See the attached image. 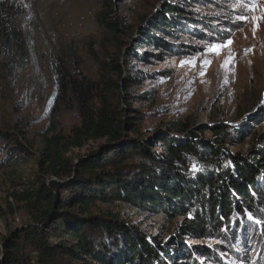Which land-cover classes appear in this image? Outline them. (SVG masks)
<instances>
[{
    "label": "rangeland",
    "instance_id": "374dc122",
    "mask_svg": "<svg viewBox=\"0 0 264 264\" xmlns=\"http://www.w3.org/2000/svg\"><path fill=\"white\" fill-rule=\"evenodd\" d=\"M20 1L25 7L20 24L28 39V60L23 67L13 68L8 57L0 53V131L15 134L27 151H15L11 162L0 167V256L3 237L31 220L30 192L42 181L53 179L45 172L48 163L42 137L58 132L69 135L81 123L77 108L67 109L56 102L55 67L60 56L67 67L95 80L103 76L120 83L123 77L138 79L136 85L122 87L127 110L121 118L128 116L134 123L124 130L129 139L125 148L129 149L134 139L138 143L149 141L154 154H162L160 130L188 124L200 133L211 122L247 130L245 140L230 147L234 152L250 156L264 147V118H259L264 111V0ZM104 5L111 7L108 20L116 26L100 20ZM170 5L181 7L189 13L185 17H192L196 24L186 33L175 29V36L160 32L158 39L169 41L173 49L158 48L151 41L138 49L142 56L137 57L133 49L144 41L153 20ZM221 19H231L232 24H224ZM210 20L217 24V33H212L214 39L202 38L198 35L201 24ZM216 45L224 47L216 52L212 50ZM117 61L125 67L121 77L107 65ZM212 134L208 130L203 133L208 138ZM105 145V139L89 140L82 147L72 148L68 156L77 158L101 151L108 162L115 160L123 167L119 172L130 176L139 172L134 171L133 165L139 161L134 151L131 157L121 158L112 149L102 150ZM60 197H68L67 191ZM70 210L81 215L78 208ZM90 215L117 219L164 241L175 235L182 221L124 202H94L82 217ZM254 222L246 223L251 226ZM255 225L251 233L240 229V239L234 242L194 236L184 239L190 244L221 245L217 248L219 255L203 257V264H264V231L259 223Z\"/></svg>",
    "mask_w": 264,
    "mask_h": 264
},
{
    "label": "trees",
    "instance_id": "16d2710c",
    "mask_svg": "<svg viewBox=\"0 0 264 264\" xmlns=\"http://www.w3.org/2000/svg\"><path fill=\"white\" fill-rule=\"evenodd\" d=\"M104 6L100 20L116 26L108 20L111 7ZM24 11L20 0H0V53L8 57L13 68L23 67L28 60V39L20 24ZM184 14L189 13L174 5L162 10L145 32V42L133 49L135 55L141 57L138 49L151 41L158 48L173 49L169 41H160L157 35L168 32L175 36V29L186 33L196 20ZM221 21L232 24L231 19ZM216 25L212 20L204 22L198 35L214 39ZM62 59L58 57L55 67L56 102L67 109L77 108L81 123L69 135L58 132L42 137L48 163L45 172L53 179L42 181L30 192L31 220L3 237L0 264H77V260L82 264H185L188 260L200 264L203 257L218 256L221 245L190 244L185 236L234 242L240 239V229L251 233L258 226L255 222L264 231V147L250 156L230 148L245 140L248 132L244 127L211 122L198 133L188 124L178 129L172 125L158 132L165 153L154 154L149 141L138 143L135 139L129 149L125 148L129 139L124 130L134 123L128 116L121 118L127 110L122 87L136 85L138 79L123 77L120 83L103 76L95 80L67 67ZM107 65L122 76L125 67L121 62ZM259 118H264V111ZM205 129L213 133L212 137L203 135ZM97 139L107 142L102 150L112 149L121 158L134 151L139 160L138 166L133 165L134 171L139 172L131 176L119 172L123 167L115 160L108 162L101 151L68 156L72 148ZM32 142L29 146L33 147ZM0 144V167L11 162L15 151H27L8 130L0 131ZM65 191L68 197H60ZM97 201L124 202L182 221L175 235L164 241L117 219L83 218ZM70 208H78L81 215ZM248 220L255 222L248 226Z\"/></svg>",
    "mask_w": 264,
    "mask_h": 264
},
{
    "label": "snow or ice",
    "instance_id": "6c2138e0",
    "mask_svg": "<svg viewBox=\"0 0 264 264\" xmlns=\"http://www.w3.org/2000/svg\"><path fill=\"white\" fill-rule=\"evenodd\" d=\"M228 43L230 44L231 41L229 40ZM222 47H224V45H216V46L213 47L212 50H213V51H216V52H219V50H220Z\"/></svg>",
    "mask_w": 264,
    "mask_h": 264
},
{
    "label": "water",
    "instance_id": "95a60500",
    "mask_svg": "<svg viewBox=\"0 0 264 264\" xmlns=\"http://www.w3.org/2000/svg\"><path fill=\"white\" fill-rule=\"evenodd\" d=\"M250 117H252V116H250Z\"/></svg>",
    "mask_w": 264,
    "mask_h": 264
}]
</instances>
